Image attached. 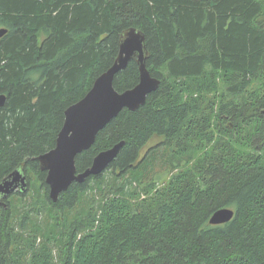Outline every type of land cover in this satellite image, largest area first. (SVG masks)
Here are the masks:
<instances>
[{"label":"trees","instance_id":"obj_1","mask_svg":"<svg viewBox=\"0 0 264 264\" xmlns=\"http://www.w3.org/2000/svg\"><path fill=\"white\" fill-rule=\"evenodd\" d=\"M130 27L159 86L75 157L81 172L123 141L106 170L53 202L34 158ZM0 28V180L17 167L29 185L36 177L19 225L30 213L43 221L24 237L10 199L24 202L29 187L4 199L0 264L29 250L30 264H264V0H0ZM138 77L131 59L113 87ZM223 207L233 218L209 224Z\"/></svg>","mask_w":264,"mask_h":264},{"label":"water","instance_id":"obj_2","mask_svg":"<svg viewBox=\"0 0 264 264\" xmlns=\"http://www.w3.org/2000/svg\"><path fill=\"white\" fill-rule=\"evenodd\" d=\"M0 28V37L6 33ZM118 54L112 65L95 78L90 89L77 102L64 111V121L59 130L55 145L50 150L36 156L39 169L46 173L45 183L49 187V197L57 201L60 194L72 182H83L89 176L98 175L106 170L116 157L123 141L98 152L90 166L77 172L75 157L91 147L97 133L117 114L123 110H137L146 101L147 96L155 91L160 80L150 75L146 67L149 55L145 46L144 33L135 27L124 30L119 38ZM136 61L139 77L133 87L122 92L115 90L113 79L123 70L128 61ZM6 96L0 94V107ZM29 181L23 167H17L0 180V205L5 206L4 199L15 191L25 192ZM234 210L223 207L215 210L209 217V224L219 225L230 221Z\"/></svg>","mask_w":264,"mask_h":264},{"label":"rangeland","instance_id":"obj_3","mask_svg":"<svg viewBox=\"0 0 264 264\" xmlns=\"http://www.w3.org/2000/svg\"><path fill=\"white\" fill-rule=\"evenodd\" d=\"M156 142H157V140H152L150 143H148V145L144 148V150L142 151V153H144L149 146L154 145ZM37 183H38L37 178L36 177H33L32 178V176H31V181H30V185H29V188L28 189L30 191L33 190L35 187H37ZM30 191H29V196L26 197V200L24 199V202L21 201L19 203L17 197H13V198L10 199V202L12 203V208H13V217H14V222H15V225L14 226H15V228H16V230L18 232H22L23 231L22 232L23 233L22 235L24 237H26V238L32 236V234H31V236H28V234L31 233V231H32V229H34V226L35 225H38L39 224L40 226H43V224H42L43 221L41 219L42 216H39L37 218L38 220H37V223H36L34 221V213H30V215L28 217L26 216V220L27 221H26V223H25V225L23 227H21L19 225V222L21 220L22 215H25L24 212H26L27 209H28V207H29L28 204H30L32 202L31 196L36 195L35 194V190H33L31 192ZM38 195H40V194L38 193ZM17 205H18V209H16V206ZM44 239L45 238L43 236H39L38 239H37V243H43L44 242ZM51 240L52 239H50V236H49L48 240H45V242L47 241V245L50 246V247H52V249H53L52 243H54V242H52ZM31 255L32 254H31V251L30 250L25 255L19 253L18 257H16V258H19V260H16L15 264H30Z\"/></svg>","mask_w":264,"mask_h":264}]
</instances>
